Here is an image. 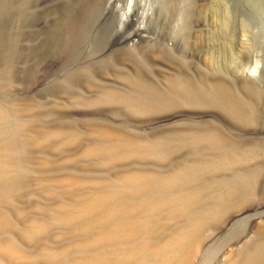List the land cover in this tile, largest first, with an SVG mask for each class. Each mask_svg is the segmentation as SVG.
<instances>
[{
    "label": "rangeland",
    "instance_id": "obj_1",
    "mask_svg": "<svg viewBox=\"0 0 264 264\" xmlns=\"http://www.w3.org/2000/svg\"><path fill=\"white\" fill-rule=\"evenodd\" d=\"M2 245L264 264V0H0Z\"/></svg>",
    "mask_w": 264,
    "mask_h": 264
},
{
    "label": "bare ground",
    "instance_id": "obj_2",
    "mask_svg": "<svg viewBox=\"0 0 264 264\" xmlns=\"http://www.w3.org/2000/svg\"><path fill=\"white\" fill-rule=\"evenodd\" d=\"M258 6L261 7L262 5H261V4H259V5L257 4V7H258ZM260 7H259V8H260ZM117 207H118V206H117ZM121 207H122V206H121ZM121 207H120V208H121ZM122 209H123V207H122ZM124 229L126 230V229H127V226H124ZM126 232L129 233L130 230L127 229ZM2 244H3V243H2ZM3 245H4V244H3ZM3 245L0 246V248L6 250V251H8V252H11L10 254H14V253L16 252V250H15L16 248H15V247H14V248L11 247V246H13V245L9 244V245H11L10 247H4V246L7 245V244H5L4 246H3ZM0 264H3V263L0 262Z\"/></svg>",
    "mask_w": 264,
    "mask_h": 264
}]
</instances>
